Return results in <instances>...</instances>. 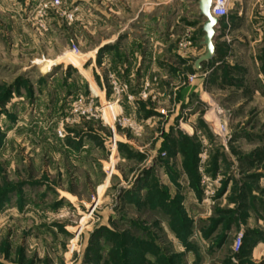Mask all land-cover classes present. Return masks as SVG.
<instances>
[{
	"label": "rangeland",
	"instance_id": "374dc122",
	"mask_svg": "<svg viewBox=\"0 0 264 264\" xmlns=\"http://www.w3.org/2000/svg\"><path fill=\"white\" fill-rule=\"evenodd\" d=\"M203 21L0 0V264H264V75L196 69Z\"/></svg>",
	"mask_w": 264,
	"mask_h": 264
},
{
	"label": "crops",
	"instance_id": "0c3cea01",
	"mask_svg": "<svg viewBox=\"0 0 264 264\" xmlns=\"http://www.w3.org/2000/svg\"><path fill=\"white\" fill-rule=\"evenodd\" d=\"M159 4L161 3H149L150 7L144 5L143 8L141 7V10L144 13L146 11L150 12L159 6ZM154 17L152 15L149 16L150 19ZM142 21L144 23L145 18ZM217 31L219 34L217 38L219 50H221L219 54L222 56L218 59L220 72H223L230 80L233 78L236 83L235 86H239L238 84L244 82L243 77H240V75L248 73L247 67L250 68L252 66L254 68L252 73H255L256 79L260 77L259 75H264V0L233 3L229 17L226 20H221ZM129 32L131 30L125 33L123 37H118L116 34L117 36L115 35V37L107 39V41L102 42L100 45L103 46L107 43L118 45V43H122L123 39L129 38ZM231 44L233 46V53L228 59L226 57L227 47H230ZM238 80L240 81L237 84ZM236 89L234 88V90ZM223 96H225V93ZM241 99L242 101L246 100L244 97ZM247 100H250V104L264 107V88L261 84L258 87L252 88ZM241 102H237V104ZM260 120L263 119L261 118ZM261 134L258 128L255 127L250 132V137L257 140V138L262 136ZM257 147L258 143L256 142L252 150L257 149ZM260 169L258 168V170Z\"/></svg>",
	"mask_w": 264,
	"mask_h": 264
},
{
	"label": "water",
	"instance_id": "95a60500",
	"mask_svg": "<svg viewBox=\"0 0 264 264\" xmlns=\"http://www.w3.org/2000/svg\"><path fill=\"white\" fill-rule=\"evenodd\" d=\"M199 16L204 18L202 30L204 35L201 44L205 47L204 53L195 59V68L199 69L202 63L209 61L215 54V41L219 34L217 28L221 19L215 17L211 12L212 0H197Z\"/></svg>",
	"mask_w": 264,
	"mask_h": 264
},
{
	"label": "built area",
	"instance_id": "2783aa9c",
	"mask_svg": "<svg viewBox=\"0 0 264 264\" xmlns=\"http://www.w3.org/2000/svg\"><path fill=\"white\" fill-rule=\"evenodd\" d=\"M62 0H51V5H58ZM242 0H212L211 12L212 14L221 19L226 20L229 17L230 9L233 3H239ZM73 52H76V47H73Z\"/></svg>",
	"mask_w": 264,
	"mask_h": 264
}]
</instances>
